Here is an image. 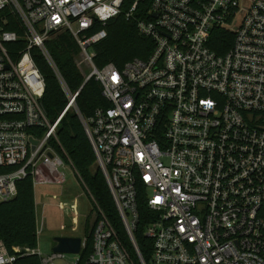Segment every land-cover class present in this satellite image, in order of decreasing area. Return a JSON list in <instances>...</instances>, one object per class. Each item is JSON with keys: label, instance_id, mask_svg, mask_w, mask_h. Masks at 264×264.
<instances>
[{"label": "built area", "instance_id": "2783aa9c", "mask_svg": "<svg viewBox=\"0 0 264 264\" xmlns=\"http://www.w3.org/2000/svg\"><path fill=\"white\" fill-rule=\"evenodd\" d=\"M140 2L0 0V202L28 175L34 185L67 182L72 160L54 140L75 110L127 236L90 193L96 217L82 264H264V0H151L137 15ZM119 15L135 21L153 50L97 66L95 47ZM222 30L232 39L220 53L212 44ZM61 31L72 34L91 66L86 81L94 77L109 103L90 116L76 104L83 86L70 90L46 46ZM20 40L13 57L7 44ZM34 48L67 95L56 119L43 104ZM142 196L151 213L149 262L135 238ZM85 247L83 240L73 264ZM68 254L9 249L0 239V264H33L23 262L33 256L66 264Z\"/></svg>", "mask_w": 264, "mask_h": 264}, {"label": "trees", "instance_id": "16d2710c", "mask_svg": "<svg viewBox=\"0 0 264 264\" xmlns=\"http://www.w3.org/2000/svg\"><path fill=\"white\" fill-rule=\"evenodd\" d=\"M150 3L151 0H141L137 15L144 14ZM10 19H13V16H10ZM107 29L109 32L107 38L95 47V63L97 66H103L109 62L122 66L132 58H146L151 54L154 43L151 38L138 32L134 20L126 19L124 15H119L109 20ZM227 39L228 42L230 39L231 43L232 35L230 33L225 30L217 32L212 47L217 52H224L230 44L223 45ZM7 46L13 57H15L16 50L22 48L23 42L21 40L11 42ZM46 46L50 50L70 90L74 92L83 86L77 98V105L84 116H90L99 106L109 105L102 95L101 84L94 77L84 82L85 76L77 68L75 62L79 48L69 31L54 33L53 37L47 40ZM32 54L46 80V89L43 96L45 110L52 119H56L67 105L68 100L67 98L64 100L55 73L41 51L34 48ZM58 135L68 155L85 179L87 187H89L105 209L121 235L127 238L102 172L99 169L98 172L92 169V161L95 162V154L75 111H68L63 116L59 125ZM82 135L87 143L81 140ZM2 170L4 169H0V171ZM139 209L140 221L135 231V238L144 259L149 262L153 250L152 240L145 236L144 232L147 223L151 219V213L143 196L140 199ZM93 224L89 231V221L87 220L86 247L81 254L80 264L83 263L92 248ZM0 239L5 241L9 249L17 245L35 247L38 243L35 194L31 175L18 182V194L13 199L0 202ZM23 262L40 264L39 259L35 256L29 257Z\"/></svg>", "mask_w": 264, "mask_h": 264}, {"label": "rangeland", "instance_id": "374dc122", "mask_svg": "<svg viewBox=\"0 0 264 264\" xmlns=\"http://www.w3.org/2000/svg\"><path fill=\"white\" fill-rule=\"evenodd\" d=\"M53 35L54 34H50L48 39H51ZM75 62L77 68L84 74V82H86V78L91 71L90 64L87 63L83 56L79 53L75 58ZM59 87L65 100L67 95L63 91L60 82ZM81 140L86 142L83 135L81 136ZM54 141L55 146L60 151H66L60 141V138L59 140L55 139ZM65 160L68 165L63 171L67 174V182L64 184H33L38 231V243L35 247L39 248L41 253L44 255H48L53 251V247L55 245L54 238L56 236L72 234L74 236H80L84 241H86L87 220L89 221L88 230L90 231L96 217L95 212L92 210L93 206H95L91 198V194L93 195V193L89 187H87L88 185L86 184L85 179L78 171L73 160L71 159L72 164H70V160L68 158ZM92 169L98 172L94 161H92ZM76 259L77 256L70 253L66 256V264H73Z\"/></svg>", "mask_w": 264, "mask_h": 264}, {"label": "water", "instance_id": "95a60500", "mask_svg": "<svg viewBox=\"0 0 264 264\" xmlns=\"http://www.w3.org/2000/svg\"><path fill=\"white\" fill-rule=\"evenodd\" d=\"M51 155V154H50ZM54 252L78 254L82 250L83 238L80 236H56Z\"/></svg>", "mask_w": 264, "mask_h": 264}, {"label": "crops", "instance_id": "0c3cea01", "mask_svg": "<svg viewBox=\"0 0 264 264\" xmlns=\"http://www.w3.org/2000/svg\"><path fill=\"white\" fill-rule=\"evenodd\" d=\"M64 236H74V235H72V234H63Z\"/></svg>", "mask_w": 264, "mask_h": 264}]
</instances>
